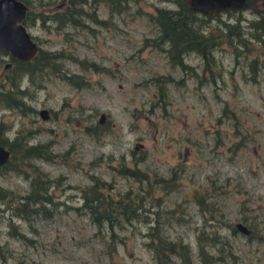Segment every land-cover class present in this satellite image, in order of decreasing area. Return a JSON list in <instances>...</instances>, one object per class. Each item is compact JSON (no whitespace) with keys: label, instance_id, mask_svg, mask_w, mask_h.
<instances>
[{"label":"rangeland","instance_id":"374dc122","mask_svg":"<svg viewBox=\"0 0 264 264\" xmlns=\"http://www.w3.org/2000/svg\"><path fill=\"white\" fill-rule=\"evenodd\" d=\"M60 1L30 0L27 27L41 48L61 50L68 71L84 81L47 68L34 81L22 79L28 91L22 111L0 102V123L10 127L9 137L19 128L32 132L31 141H50L53 158L35 161L58 177L49 188L53 214L35 218L33 227L0 202V264H158L145 244L153 224L188 241L195 260L198 242L216 232L220 242L208 248L224 255L219 264H264V66L254 78L248 66L259 50L235 55L222 43L211 71L194 52L185 55L191 67L183 70L164 50L142 47V38L154 34L146 11L171 2L132 0L122 14L100 3L96 13L103 22L57 26L48 14ZM239 12L244 24L257 16L249 8ZM70 54L103 68L82 67ZM257 58L261 64L264 54ZM4 60L0 81L9 73ZM159 75L170 77L164 95ZM95 121L106 126L103 132L86 130ZM136 163L151 179L154 172L174 175L165 191H154L160 201L146 199L141 210L149 220L142 215L111 227L76 208L93 173L112 182L111 191L137 189V176L120 171ZM0 184L23 192L28 178L6 169ZM9 217L28 237L14 233ZM238 220L254 226L250 235L232 229Z\"/></svg>","mask_w":264,"mask_h":264},{"label":"trees","instance_id":"16d2710c","mask_svg":"<svg viewBox=\"0 0 264 264\" xmlns=\"http://www.w3.org/2000/svg\"><path fill=\"white\" fill-rule=\"evenodd\" d=\"M24 1L28 4V9L23 21L29 25L32 23L29 14L30 0ZM131 1L62 0L53 7L48 17L55 20L57 26L70 23L75 26L89 25L86 19H91L94 22L105 20L96 13V8L100 3H104L108 7L109 13L122 14L130 8ZM167 1L174 6L155 4L153 10L146 11L148 20L154 25V34L145 35L142 38V47L153 45L164 50L169 61L173 65H179L183 70L191 67V64L185 61V55L194 52L204 58L206 68L211 71L212 61H215L214 50L222 43H226L231 46V51L235 55L241 54L242 51L248 54L254 48L259 50L255 57L252 56L248 62L250 72H252L251 77L254 78L253 74L260 66L261 68L264 66V59L260 64L257 58L259 52L264 54V11H255L257 16L249 18L244 24L241 12L235 15V11H240L242 8H226L224 10L227 11V16L221 17L220 11L203 13L193 10L188 6L186 0ZM85 5L87 6L85 7ZM40 16L44 15L40 14ZM214 18L215 22H213ZM64 56L59 49H43L39 45L37 52L30 59L14 57L8 68L9 73L5 74L0 81V102L22 111L25 103L24 97L28 93L27 85L21 86L22 79L25 77V79L34 81L37 74L42 77L48 69L69 81L83 82L82 77H75L74 73L68 71L62 61ZM69 57L77 60L82 67L103 68L94 60L86 61L85 58L73 54H70ZM157 77L159 93L164 95V85L170 77L162 75ZM105 128L106 126L100 124L99 121L86 125V130L92 133H101ZM9 130V126L2 127L0 123V142L8 146L10 150L9 158L0 164V173L6 169L25 173L28 178V187L25 191L19 192L0 184V202L9 208L11 215H16L32 226L35 218L53 214V208L48 206V203L53 201L49 188L57 184L58 178L51 176L35 160L49 161L56 152L52 150L49 140L31 141L32 132L30 130L23 132L18 128L10 137L7 134ZM136 165L137 163L133 168L122 165L120 171L137 176L139 180L137 189L129 187L124 190L111 191L109 188H113L112 182H107L93 173L90 175L91 181L80 188L82 203L76 208H82L98 224L102 225L107 222L111 227L114 224H122V220L130 222L134 218L139 219L142 215L141 219L145 220L146 217L141 209L145 205L146 199L149 198L151 202L160 201L161 197L155 195L154 191L161 187L165 191L166 182L168 179H174V175L164 176L154 172L151 179L146 170H141ZM170 214L172 215V210H170ZM146 219L149 220L148 217ZM8 223L14 228L16 235L28 237L22 229L17 228L10 217ZM245 224L250 229L248 232L250 235L251 226H254ZM232 229L236 230L237 226L233 225ZM147 232L149 234L145 244L151 248L152 255L158 264H219L223 260L222 253L212 252L208 248V245L220 242L216 232L212 236L207 235L209 236L207 242H198L196 260L193 258L190 243L181 236H171L164 229L163 224H153L146 231V236ZM113 233L111 229V236ZM16 264H22V261L19 259Z\"/></svg>","mask_w":264,"mask_h":264},{"label":"water","instance_id":"95a60500","mask_svg":"<svg viewBox=\"0 0 264 264\" xmlns=\"http://www.w3.org/2000/svg\"><path fill=\"white\" fill-rule=\"evenodd\" d=\"M188 6L199 12L222 11L226 8H249L253 11L264 10V0H186ZM28 4L24 0H0V47L11 55L21 59L32 58L38 49V42L24 23ZM46 108H40L45 117ZM103 113L100 114V120ZM10 155L8 146L0 142V164ZM235 225L244 233L249 232L247 225L241 220Z\"/></svg>","mask_w":264,"mask_h":264},{"label":"flooded vegetation","instance_id":"af4514ba","mask_svg":"<svg viewBox=\"0 0 264 264\" xmlns=\"http://www.w3.org/2000/svg\"><path fill=\"white\" fill-rule=\"evenodd\" d=\"M263 11H264V10H263ZM0 48H1L0 52L3 53V56L0 57V61L3 60V59H5V60H4V67H5L6 69H8L10 63L13 61V58H14V57H17V56L11 55V54L9 53V51L6 50V49H4L3 47H0ZM17 58H18V57H17ZM39 110H40V109H39Z\"/></svg>","mask_w":264,"mask_h":264}]
</instances>
